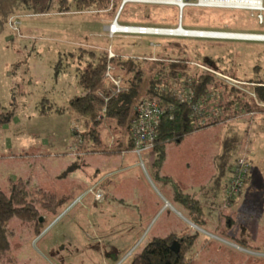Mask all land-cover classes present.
Wrapping results in <instances>:
<instances>
[{
	"label": "rangeland",
	"instance_id": "obj_1",
	"mask_svg": "<svg viewBox=\"0 0 264 264\" xmlns=\"http://www.w3.org/2000/svg\"><path fill=\"white\" fill-rule=\"evenodd\" d=\"M123 2L124 0H109V6L103 9L76 10L74 8L69 12H61L60 8L65 5L76 6L74 0H0V114H9L11 120L8 123L0 124V189L9 191L10 181L17 180L20 176H23V180L31 178L33 183L28 185L29 191L33 192L36 190L35 188H43L49 192H56L59 197L71 196L64 206L67 207L78 198L75 194L79 185L82 186L92 181L97 170H101L99 174L102 176L117 169L123 163L118 153L105 151L98 154L87 151L83 158L66 153L65 156L69 157L70 162H62L65 159L62 160L61 156L53 159L50 157L51 150L45 139L33 138L24 134L28 131L27 124L30 121L37 118H39V122L41 121L42 110L52 109L50 100L56 99L58 92L62 93L68 90L72 92L75 89L74 72L78 76L79 66L86 65L85 61L82 64L78 62V58L80 55L85 59L88 55H82L83 50H78L79 46L68 45L67 39L83 42L96 40L102 43L106 49L112 46L115 53L119 51L151 56L148 58L152 60L143 64L149 75H155L160 69V65H157L161 62L157 61L159 58L168 62L170 57H178L189 59L188 61L193 67L192 71L201 69L195 63L210 62L212 69L234 74L244 81L264 80V40L137 36L125 33L116 34L111 38L107 31V27L119 13V21L124 24L178 27L182 20L188 29L264 31V17L262 22L257 17V11L234 7L204 6L199 4L198 0L192 2L189 0L188 2L191 4L185 5L181 16V5L128 1L125 8L123 6L124 11L121 15L120 9ZM11 17L19 31L11 25ZM17 21L18 25L15 23ZM95 34L97 37H94ZM260 34H264V32L254 35L260 36ZM67 46L76 52L69 54L67 50H63ZM98 50L102 51L104 48ZM60 59H62L65 69L70 70V82L67 78H60L59 82L56 81L54 71L57 70L56 65ZM116 71L117 69L115 74L120 75L122 79L128 77L123 69ZM178 78V85L179 82L183 84L184 74L179 73ZM171 81L174 84L175 81L173 79ZM175 87L180 88L177 85ZM260 113L255 117L247 118L250 121H264V112ZM81 126L75 125L79 128ZM225 127H227L226 124H213L190 135L189 138L196 141L204 139L217 141L209 146H196L195 148L190 143L183 146L181 150H177L176 148L179 146H175L176 142L172 141L170 145L173 149L170 145L167 146L168 165L165 167V171L174 175L180 182L184 183L191 178L198 185L207 175L211 174L215 161L218 164L216 159H212L213 156L211 157L212 153L209 150L217 148V143L221 139L225 141V149L229 148L230 142H235L231 138V141L227 139L229 136L228 131H224ZM105 129V136L109 138L113 136L119 138L123 134L122 130L113 131L109 127ZM85 136H87L86 132L80 137L86 138ZM260 138H264V132L260 133ZM35 140L36 142H34ZM87 146L88 149L104 147V145L97 146L92 141L87 142ZM230 151L233 154L232 148ZM35 154L37 158H34ZM154 159V150L145 152L142 158L139 156L137 158L141 168L138 167L131 172L119 173L111 177L115 181L116 189L111 192L105 207L113 209H108V215L102 216L97 222V226L98 224L102 226L110 217L112 220L114 218L119 220L124 216L125 208L117 207L120 202L114 197V194L120 193L129 194L133 200L131 202L134 208V219L137 222L147 224L150 218L154 217L151 225L144 227L148 229L144 230V234L141 233L143 237L135 246L134 253L130 254L128 252L130 249H128L114 261L108 258L112 264H130L135 254L140 252L145 244L153 238V234H160L158 233L160 231L165 234L166 231L162 228L170 224L169 221L164 220L168 212L157 220L163 210L158 212L154 204L149 205L146 201L142 202L145 197L143 193L146 190L143 176V173L146 175L145 165L155 180V185L157 184V187L160 185V181L156 179L152 170ZM187 161H190L188 164H191V167L187 166ZM66 163L65 170L69 172V177L57 181L53 174ZM127 174L134 175V185L130 183V178L126 177ZM90 199L85 196L83 201L88 204L91 202L92 205L96 204ZM233 202L224 208L222 205L220 206L221 211L219 210V212L224 219V226L230 230L227 233L228 236L225 235L222 238L220 236L212 237L210 233H207L205 229L210 230L208 226L196 228L182 218L184 224L188 223L190 230L193 229L201 235V243L197 244L192 264H264V215L253 214L256 211H251L252 214L248 210L240 212L237 207L238 201ZM77 210L81 211L82 216L75 219L66 215L69 209L65 213L63 209H60L56 216L47 215L43 231L39 236L35 235L32 226L25 225L20 219H12L10 226L15 229V235L11 239L13 261L3 264H102V252L97 250L96 232L91 228L93 221L91 214L94 213L84 209L80 203H78ZM99 215L100 212L97 211V219ZM226 216L233 217L234 223L230 228L227 226L229 220L225 219ZM155 222L156 226L149 234ZM244 224H247L254 233L249 241H242L240 237L241 227ZM140 228L139 225L133 227L132 238L140 234ZM113 231L118 236L120 245L130 243L129 240L124 239L125 233L121 228L117 227ZM229 232L234 236H229ZM146 237V242L142 243ZM205 239L207 242L202 245ZM139 245L140 248L136 250Z\"/></svg>",
	"mask_w": 264,
	"mask_h": 264
},
{
	"label": "trees",
	"instance_id": "obj_2",
	"mask_svg": "<svg viewBox=\"0 0 264 264\" xmlns=\"http://www.w3.org/2000/svg\"><path fill=\"white\" fill-rule=\"evenodd\" d=\"M74 2L76 6L68 4L61 7L60 11L69 12L74 8L76 10H84L85 8L97 10L109 6V0H74ZM256 19L258 20L257 17ZM182 23L184 22L182 21ZM247 32L262 33L264 31L249 30ZM81 49L83 50L81 54H87L89 57L83 59L79 55L78 58L80 62H86V65L80 67L78 72L79 84L84 93L71 99L70 104L71 110L85 127L87 133L85 137L96 144L101 143L103 119L108 118L115 121L125 138H128L126 147L133 149L134 143L131 138L130 127L137 114L136 106L147 98L155 99L165 111L162 122L157 128V138L153 148L156 154L154 166L157 171L164 161L165 148L168 142L182 141L189 134L213 124H230L234 120H230V118L252 117L246 116V112L264 111V107L256 104L252 97L220 79L215 73L201 69L192 71L191 68L193 67H191L189 59L170 57V61L164 62L165 60L159 58L157 61L161 62L157 65H160V69L155 75H149L143 64L151 61L152 59L148 58L151 56L125 58V56L117 53L114 58L109 59L107 49L102 51L98 49ZM109 62L116 67L117 71L123 69L126 76H128L123 78V85L126 89L116 94L111 92L115 85L105 77ZM62 64V59H60L56 65V76L62 71ZM204 64L211 65L210 62ZM221 72L240 79L234 74L223 70ZM179 73L184 74L185 81L183 84L179 82L178 85ZM172 79L175 81L174 84L171 83ZM247 81L264 84V80L250 79ZM176 85L180 88L177 89ZM188 88L194 94L192 100L185 99L180 95L181 91L184 92ZM249 88L257 94L260 101L264 102V85ZM101 93L109 96L108 101ZM197 102H202L206 111L204 117L207 118V123L203 126H199L198 118L193 116V104ZM213 102L215 103L213 105L223 111L222 116H216L214 113L209 116L207 108L213 106L211 105ZM104 108H106L105 113H103ZM9 119V114H0V124L7 122ZM80 145L84 152H97V149H88L87 144L83 147V143H79L78 149ZM118 150H120V147H118ZM230 155L231 151L227 153L230 163L229 171L231 172L233 165L241 154L235 158L233 156L231 161ZM29 184V180L18 178L10 181L9 191L0 189V264L13 261L11 239L15 235V229L10 226L12 219H20L25 225L32 226L35 235L39 236L46 222L47 217L44 216H56L59 208L69 201L68 197H59L56 193L46 191L43 188H35L36 190L31 192L28 190ZM181 196L182 200L188 198V196ZM41 217H43V220H41ZM199 236L200 234L196 232L187 236L172 233L167 236L154 237L145 244L140 252L135 254L131 264H192ZM176 240L179 241L180 245L178 252L172 249V245Z\"/></svg>",
	"mask_w": 264,
	"mask_h": 264
},
{
	"label": "crops",
	"instance_id": "obj_3",
	"mask_svg": "<svg viewBox=\"0 0 264 264\" xmlns=\"http://www.w3.org/2000/svg\"><path fill=\"white\" fill-rule=\"evenodd\" d=\"M94 37H97V35L95 34ZM67 42L69 43L68 45L79 46L78 50H80L81 48H89V47L96 50L101 48L106 49V47L102 43L97 42L96 40L92 42L91 41L83 42L81 40L78 41V40L67 39ZM112 49L114 50L113 47ZM63 50H67L69 54H73L74 52H76L73 51L74 49H71L70 46H67ZM117 53L127 57L145 56L134 53H121L119 51H116V54ZM78 62H80L79 59ZM80 63L82 64L83 62ZM63 64H62V71L60 72V74H58V76L55 75L56 81L59 82L60 78H65V79L67 78V80L70 82L71 80L69 75L70 70L68 68L65 69V65ZM80 67L81 66H79V68ZM74 76H75L74 79L75 89L72 92L71 90L63 91L62 93L58 92V96H56L57 98L50 100L51 101L50 106L52 107V109L42 110L41 111L42 117H40L41 121L39 122V118L35 119L34 121H30L27 124L28 131L24 132V134H26L29 137L45 139L46 143L49 145V148L51 150L50 157L53 159L54 157L60 158L61 156L62 160L65 159V161L62 162H70L69 157L65 156L66 153L68 154L72 153L77 155L78 158L80 157L83 158L86 154L84 150L80 148L81 145L79 146L78 149V145L79 143L81 144L83 143L84 144L83 147H84L87 144V142H89L87 138L85 139L79 138L80 134H83L85 132L84 129L85 127L83 124H79L80 121L78 116L74 114V112L71 110V104H70L71 99H73L75 96L84 93L83 88L79 84V75L77 76L76 72H74ZM260 112H264V111H258L253 117H255ZM10 121L11 120L9 119L6 123ZM263 122L264 121H259V120L250 121V119L247 117H241V118L239 117L232 120L230 124L218 123L222 125L226 124L227 127L224 128L225 129L224 131H228L229 137H227V139L230 141L231 139H233L235 142L233 141L230 142L229 148L225 149V141L224 139H221L218 142L219 144L217 143V148H215L214 150H209L212 153L211 154V157L213 156L212 159L213 160L216 159L218 164H216L215 161V166L213 165L212 168L213 171H211V174L207 175L204 178V180H202L198 185L194 183V181L191 178H189V181H185L184 183L180 182L176 179L174 175L169 174L165 171V167H167L168 165L167 146L172 144L171 143L172 141L168 142L166 145L165 158L158 171L157 168L154 166L155 159L152 164L153 173L155 174L156 179L160 181L159 182L160 185L158 187L156 186L157 184L155 185V180H153V177L150 175V173L148 172V168L145 165L144 172H146V175H144L143 173V176L146 184L145 187L146 190H144L143 194L145 195V197H143L142 202L146 201L148 202L149 205L154 204V207L156 208V210H158V212L159 211L161 212V210H163L157 220H159L162 216H164L166 212H168L166 217H164V220L169 221L170 223L162 228L164 231H166L164 232L165 234H163L162 231H160L158 232L160 234H153V238L157 236H167L172 233H176L181 236L194 234L196 231L193 229L190 230L188 223L184 224L182 218L193 226L197 225L198 227H203V228L205 226H208L210 230L206 228L205 231L207 233H210L212 237L220 236L222 238V236L224 237L225 235L228 236L227 233L230 230H228V228L224 226V219L223 217H221L219 210L221 205L222 208L225 207L224 201H225L226 183L230 175V171H229L230 163L227 153L230 151L231 148L233 149V154L231 153V155L229 156L230 161L233 160L231 159L233 156L235 158L237 155H240L244 152H246L249 158L251 159L250 174L247 178V181L244 185L241 194L235 200L238 201V206H237L238 211L241 212L242 210L244 212L245 210H248L250 211V214H252L251 211H256L253 214L264 215V138H260V133L264 132ZM75 125L77 126L82 125V126L81 128H79V127H75ZM106 127H109L113 131L120 130V128L116 125V122L113 121L112 119H108V118L103 119V125L101 129L102 139H101V143H97V146L104 145V147L97 149V154L101 151H105L109 153L110 152L118 153L123 163L121 164V166H118L117 169L112 170L102 176H100L101 174H99V171L101 170H97V173L95 172V174L92 177V181L82 186L79 185V189L75 195H77L76 197L83 195L88 191L90 187L98 183L100 188L103 190L105 194V198L102 202L92 205L91 202H89L90 204H88V202L84 203L83 201L80 204H82L84 209H87L89 211H92V213H94L91 214L93 218L91 228L96 232L97 250L102 252L103 259L101 263L112 264L110 263V260L114 261L118 259L120 257V254L123 255V252L125 253L126 250L130 249L128 252L130 254L134 253L133 250L137 245V243H139L141 237H143L144 230L146 231V229H148L144 227L150 226L154 217L150 218L147 224H142L140 222H137V220L134 219V211H133L134 208L131 202L133 200L130 198L129 194L120 193V194H114V197L120 202V204H118L117 207L125 208L124 210H126V212L124 213V216L121 217L119 220L116 218L112 220L110 217L109 219H106V221L104 222V224H102V226H100L99 224L97 226V222L100 220V218L102 216L108 215L107 214L108 209H113L112 207H107V206L105 207L106 201L111 195V192H113L116 189L115 181L111 177L119 173L131 172L133 169L140 167L137 160L138 155L133 151V149H129L126 147L128 138L127 137L125 138L123 134L119 138H117L116 136H113L111 138L106 137L105 136ZM75 128L76 130L79 129L80 131L79 130L76 131ZM191 134H194V132ZM191 134L186 136L182 141H175L177 144L175 146H179L178 148H176L177 150H181L183 146H187L190 143L196 148V146H209L212 145V143L217 142L214 141L213 139H204V140L196 141L194 139L189 138ZM34 142H36V140ZM118 147H120V150H118ZM170 147L173 149L172 145H170ZM152 150L153 149L147 150L145 152H149ZM54 151L56 152V154H54L55 153ZM34 158H37L36 154L34 155ZM155 158H156V154H155ZM188 162L190 161H187L186 163L187 166L191 167V164H188ZM66 165L67 163L63 165L58 172L53 174V177L57 181L69 177V172L65 170ZM126 177L130 178V183L134 185L135 183L134 175L127 174ZM20 178H23V176H20ZM28 179L32 184L33 183L32 179L31 178ZM148 195H150V197H148ZM181 195L188 196V198L186 200H182L183 198L182 199L180 198L182 197ZM68 198L71 199V196H69ZM137 201L139 202V199ZM66 203L67 202H65L59 208V210L63 209L65 213V211L69 209L66 215L72 216L73 219L82 216L81 211L77 210L78 203L74 205L72 203L70 206L67 205V207H64ZM232 205L234 206L235 203L233 202ZM75 210H77L76 213ZM97 211L100 212L98 219H97ZM225 219L229 220V224H227V226L230 228L234 223L233 217L226 216ZM156 222L151 227L149 234L154 230L156 226ZM136 225L141 226L140 234H137L135 237L132 238L131 236L133 232V227ZM117 227L119 229L121 228V230L125 233L124 239L129 240L130 243L127 242L125 245H120L118 236L113 231ZM141 233L143 234L141 235ZM240 234L242 241H249L251 237L254 236V233L251 231V229L247 224L246 225L244 224L241 227ZM230 235L234 236L233 233L229 232V236ZM146 240L147 237L143 239L142 243L146 242ZM206 242L207 239H205L202 245H205ZM199 243H201V235L199 236L198 239V244ZM139 248L140 245L136 248V250H138ZM108 258H110V260H108Z\"/></svg>",
	"mask_w": 264,
	"mask_h": 264
},
{
	"label": "built area",
	"instance_id": "obj_4",
	"mask_svg": "<svg viewBox=\"0 0 264 264\" xmlns=\"http://www.w3.org/2000/svg\"><path fill=\"white\" fill-rule=\"evenodd\" d=\"M185 1V5H190L191 2L189 0H182ZM244 5H235V6H227V7H234V8H241L251 11H257L258 16L261 21H263L264 17V0H239ZM125 4L128 2L124 0ZM151 2V1H147ZM154 2V1H153ZM165 3V2H161ZM200 3V0H198ZM196 4V3H192ZM210 6V5H204ZM225 7V6H219ZM183 6L181 5V16L183 13ZM119 15L116 16L114 21L107 27V31L110 37H114L116 34L125 33L137 36H188V37H199V38H208V39H238V40H256L254 38H246V37H225L223 35L228 34H242V35H254L256 33L251 32H242V31H217V30H209V29H188L183 26L182 20L179 23L178 27H170V26H161V25H149V24H123L119 21ZM14 19L13 17L10 18L11 25L17 29L18 27L14 25L12 22ZM17 25L19 22H15ZM116 25V26H115ZM184 27V33L179 34L176 32L178 28ZM109 59L114 58L117 54L113 51L112 47L108 49ZM199 68L215 73L219 78L224 80L225 82L231 84L232 86L238 88L242 92H245L248 96L252 97L256 104L264 107V102L260 101L257 94L254 91H250L251 86L256 85H264V84H257L254 82L244 81L242 79L235 78L228 74H225L217 69H212L211 67L202 64V63H195ZM116 67L109 62L107 65V70L105 77L111 81L115 87L111 89L112 94H116L126 87L123 85V79L121 76L115 74ZM102 94V93H101ZM181 97L185 99L192 100L194 94L190 88L186 89L184 92H180ZM106 101H108L109 96L102 94ZM215 103H211L213 105ZM209 116L213 113L217 115H223V111L221 108L216 107L215 105L209 106L208 108ZM106 112V108L103 109V113ZM136 117L132 121L130 131H131V138L134 143L133 151L142 158V155L145 151L151 150L155 146V141L157 138V128L162 122V118L164 115V108L161 104L155 100L147 98L143 100L136 106ZM206 113L204 104L202 102H197L193 104V116L198 118V125L203 126L207 123V118L204 117ZM256 112H246V116H254ZM105 117V116H104ZM243 117V116H242ZM235 118H230V120ZM229 120V119H226ZM251 170V159L249 158L246 152L242 153L236 160L235 164L232 167L230 175L227 179L226 183V191H225V201L224 206H229L233 201H235L238 196L241 194L244 185L247 181V178L250 174ZM85 196L91 198V200L95 203H100L104 200L105 194L103 190L100 188L99 183L93 185L88 189L86 193L79 196L74 202L73 205L76 203H82ZM194 227L198 228L197 225Z\"/></svg>",
	"mask_w": 264,
	"mask_h": 264
},
{
	"label": "bare ground",
	"instance_id": "obj_5",
	"mask_svg": "<svg viewBox=\"0 0 264 264\" xmlns=\"http://www.w3.org/2000/svg\"><path fill=\"white\" fill-rule=\"evenodd\" d=\"M126 1H151V2H165V3H169V4H176V5H182L183 8L185 7V1L182 0H126ZM201 5H210V6H235V5H244L243 3H241V1L239 0H200ZM116 26V25H115ZM178 28L176 30L177 33L179 34H183L185 31L184 29ZM259 35V34H258ZM225 37H246V38H254V39H260V40H264V35H260V36H255V35H242V34H226L223 35Z\"/></svg>",
	"mask_w": 264,
	"mask_h": 264
},
{
	"label": "water",
	"instance_id": "obj_6",
	"mask_svg": "<svg viewBox=\"0 0 264 264\" xmlns=\"http://www.w3.org/2000/svg\"><path fill=\"white\" fill-rule=\"evenodd\" d=\"M124 5H125V2L122 3L121 9L123 8ZM121 9H120V12H121ZM119 14H120V13H119ZM180 23H181V22H180ZM41 220H43L42 217H41ZM179 247H180V245H179V241L176 240V241L173 243V245H172V249L175 250L176 252H178V251H179Z\"/></svg>",
	"mask_w": 264,
	"mask_h": 264
}]
</instances>
